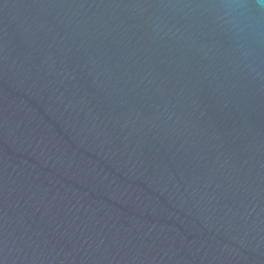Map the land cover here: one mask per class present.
Segmentation results:
<instances>
[{
    "label": "water",
    "instance_id": "obj_1",
    "mask_svg": "<svg viewBox=\"0 0 264 264\" xmlns=\"http://www.w3.org/2000/svg\"><path fill=\"white\" fill-rule=\"evenodd\" d=\"M230 3L0 0V264H264V10Z\"/></svg>",
    "mask_w": 264,
    "mask_h": 264
},
{
    "label": "clouds",
    "instance_id": "obj_2",
    "mask_svg": "<svg viewBox=\"0 0 264 264\" xmlns=\"http://www.w3.org/2000/svg\"><path fill=\"white\" fill-rule=\"evenodd\" d=\"M226 8L233 9V8H239L241 10L248 9V8H254L256 10H264V0H256V3L254 5H248L247 3H236V4H226ZM244 14V13H242ZM231 23V21H229ZM233 28H238L236 24H232Z\"/></svg>",
    "mask_w": 264,
    "mask_h": 264
}]
</instances>
